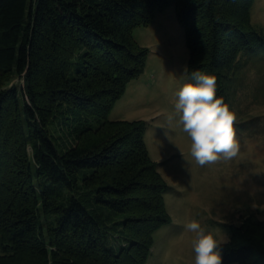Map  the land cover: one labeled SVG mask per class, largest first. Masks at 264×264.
I'll return each instance as SVG.
<instances>
[{
    "label": "trees",
    "instance_id": "1",
    "mask_svg": "<svg viewBox=\"0 0 264 264\" xmlns=\"http://www.w3.org/2000/svg\"><path fill=\"white\" fill-rule=\"evenodd\" d=\"M253 2L0 0V264H145L171 221L169 186L146 122L107 117L145 68L133 28L173 3L187 71L215 76L229 105L239 54L264 42ZM14 77L23 83L8 86ZM61 115L74 134L65 149L48 126ZM229 232L222 264H264V219Z\"/></svg>",
    "mask_w": 264,
    "mask_h": 264
},
{
    "label": "rangeland",
    "instance_id": "2",
    "mask_svg": "<svg viewBox=\"0 0 264 264\" xmlns=\"http://www.w3.org/2000/svg\"><path fill=\"white\" fill-rule=\"evenodd\" d=\"M250 12L252 23L264 33V0H254ZM132 34L148 49L145 68L127 84L107 117L146 122L148 154L169 186L164 202L171 221L154 231L145 264H194V234L185 230L187 222L194 219L218 239L228 240L230 225H241L249 215L264 219V42L239 54L228 84L238 156L200 167L189 154L186 134L175 121L171 127L167 121L174 112V93L187 79L188 50L174 4L156 10L150 23L134 27ZM22 83L21 77L7 82ZM70 123L61 115L48 125L61 149L73 141Z\"/></svg>",
    "mask_w": 264,
    "mask_h": 264
},
{
    "label": "clouds",
    "instance_id": "3",
    "mask_svg": "<svg viewBox=\"0 0 264 264\" xmlns=\"http://www.w3.org/2000/svg\"><path fill=\"white\" fill-rule=\"evenodd\" d=\"M183 75L187 79L174 93V112L167 116L169 126L175 121L186 134L189 154L200 167L235 159L241 147L236 136V113L217 97L216 77L198 70L189 73L187 67ZM185 230L194 234V264H222L220 245L227 243L225 236L218 239L194 219L185 224Z\"/></svg>",
    "mask_w": 264,
    "mask_h": 264
}]
</instances>
